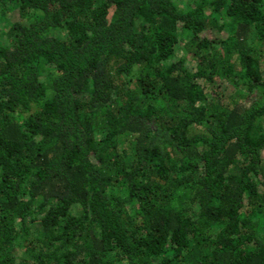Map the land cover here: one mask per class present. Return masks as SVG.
Here are the masks:
<instances>
[{"label": "trees", "instance_id": "1", "mask_svg": "<svg viewBox=\"0 0 264 264\" xmlns=\"http://www.w3.org/2000/svg\"><path fill=\"white\" fill-rule=\"evenodd\" d=\"M0 264H264V0H0Z\"/></svg>", "mask_w": 264, "mask_h": 264}, {"label": "rangeland", "instance_id": "2", "mask_svg": "<svg viewBox=\"0 0 264 264\" xmlns=\"http://www.w3.org/2000/svg\"><path fill=\"white\" fill-rule=\"evenodd\" d=\"M188 0H177L179 5L185 4ZM18 20V14L16 10H8L2 16L0 15V44H9L5 31L7 30L9 24Z\"/></svg>", "mask_w": 264, "mask_h": 264}]
</instances>
